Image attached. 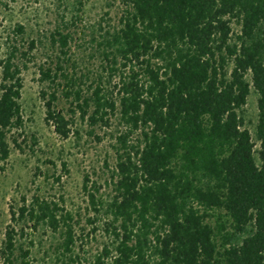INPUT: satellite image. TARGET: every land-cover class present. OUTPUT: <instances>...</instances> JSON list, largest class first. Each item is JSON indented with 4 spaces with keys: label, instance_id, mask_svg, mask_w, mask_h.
I'll return each instance as SVG.
<instances>
[{
    "label": "trees",
    "instance_id": "16d2710c",
    "mask_svg": "<svg viewBox=\"0 0 264 264\" xmlns=\"http://www.w3.org/2000/svg\"><path fill=\"white\" fill-rule=\"evenodd\" d=\"M121 1L118 25L99 43L101 71L86 88L90 77L61 63L68 32L53 35L63 58L41 69L46 121L61 136L77 113L92 128L115 116L120 126L111 199L85 185L96 211L99 204L107 212L110 237L89 264H264V0ZM14 56L0 62V161L10 155L9 134L24 124ZM248 74L259 94V148L243 117ZM60 87L70 117L55 104ZM62 209L35 196L12 217L64 228L67 264L78 256L73 215ZM18 233L8 226L2 264H31Z\"/></svg>",
    "mask_w": 264,
    "mask_h": 264
},
{
    "label": "rangeland",
    "instance_id": "374dc122",
    "mask_svg": "<svg viewBox=\"0 0 264 264\" xmlns=\"http://www.w3.org/2000/svg\"><path fill=\"white\" fill-rule=\"evenodd\" d=\"M122 9L121 0H0V62L13 53V62L21 69L20 104L24 119L23 126L9 134V157L0 161V264L5 233L10 225L19 230L18 245L30 249L31 264H63L64 228L55 231L43 224L33 227L30 221L18 222L12 217L13 211L17 216L19 208L30 204L35 196L56 201L63 211L73 215L74 256L78 258L67 264H89L110 241L105 231L107 212L99 204L97 207L101 210L96 211L85 185L95 193L97 187L96 197L104 202L113 195L111 174L117 159L118 118L113 117L107 127L99 124L92 128L77 113L73 115L75 124L71 134L61 136L54 124L46 121L42 92L49 89V83L42 80L41 69L55 68L58 55L63 58L53 35L58 29L68 32L71 34L69 54L61 63L69 71L74 64L77 75L87 74L90 79L82 83L86 88L101 71L102 35L106 29L118 25ZM19 25L23 26L21 32L17 30ZM233 26L239 31L238 25ZM248 80L251 92L243 117L255 148H259L255 136L259 94L250 74ZM61 89L55 104L70 117L73 104ZM22 228L24 234L20 236Z\"/></svg>",
    "mask_w": 264,
    "mask_h": 264
}]
</instances>
